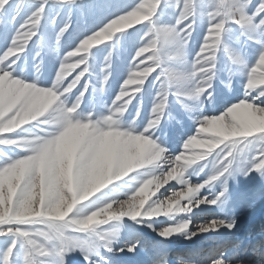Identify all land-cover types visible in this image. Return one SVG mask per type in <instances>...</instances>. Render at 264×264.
<instances>
[{
	"label": "snow or ice",
	"instance_id": "snow-or-ice-1",
	"mask_svg": "<svg viewBox=\"0 0 264 264\" xmlns=\"http://www.w3.org/2000/svg\"><path fill=\"white\" fill-rule=\"evenodd\" d=\"M241 181L264 0H0V264H264Z\"/></svg>",
	"mask_w": 264,
	"mask_h": 264
},
{
	"label": "rangeland",
	"instance_id": "rangeland-1",
	"mask_svg": "<svg viewBox=\"0 0 264 264\" xmlns=\"http://www.w3.org/2000/svg\"><path fill=\"white\" fill-rule=\"evenodd\" d=\"M235 191L241 196L255 195L252 206L243 208L239 212V226L236 235L247 243L250 239L255 240L257 236H260L261 232H264V197L260 195L258 186L254 187L243 181H241L239 188L235 189ZM172 261L175 264H179L175 256L170 258V262Z\"/></svg>",
	"mask_w": 264,
	"mask_h": 264
},
{
	"label": "bare ground",
	"instance_id": "bare-ground-1",
	"mask_svg": "<svg viewBox=\"0 0 264 264\" xmlns=\"http://www.w3.org/2000/svg\"><path fill=\"white\" fill-rule=\"evenodd\" d=\"M192 151H194V152H196V151H202V149L194 148V149H192ZM257 238H259V237L257 236ZM257 238H256V239H257Z\"/></svg>",
	"mask_w": 264,
	"mask_h": 264
}]
</instances>
